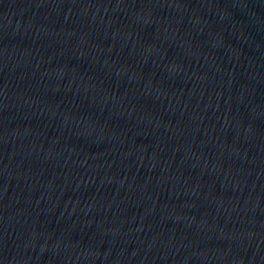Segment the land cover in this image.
I'll return each mask as SVG.
<instances>
[{
    "label": "water",
    "instance_id": "1",
    "mask_svg": "<svg viewBox=\"0 0 264 264\" xmlns=\"http://www.w3.org/2000/svg\"><path fill=\"white\" fill-rule=\"evenodd\" d=\"M0 264H264V0H0Z\"/></svg>",
    "mask_w": 264,
    "mask_h": 264
}]
</instances>
